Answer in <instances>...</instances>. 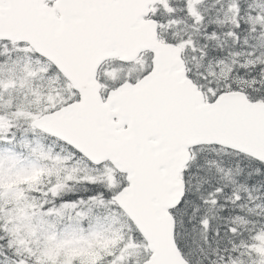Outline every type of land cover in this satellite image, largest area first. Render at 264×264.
<instances>
[{
	"label": "snow or ice",
	"instance_id": "1",
	"mask_svg": "<svg viewBox=\"0 0 264 264\" xmlns=\"http://www.w3.org/2000/svg\"><path fill=\"white\" fill-rule=\"evenodd\" d=\"M0 264H264V0H0Z\"/></svg>",
	"mask_w": 264,
	"mask_h": 264
}]
</instances>
